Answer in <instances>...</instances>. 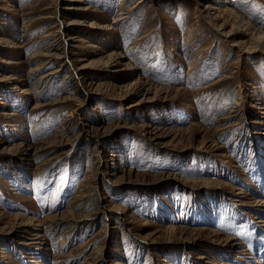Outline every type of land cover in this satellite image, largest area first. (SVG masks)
<instances>
[{
  "label": "rangeland",
  "instance_id": "1",
  "mask_svg": "<svg viewBox=\"0 0 264 264\" xmlns=\"http://www.w3.org/2000/svg\"><path fill=\"white\" fill-rule=\"evenodd\" d=\"M80 1L0 0V264H264V0Z\"/></svg>",
  "mask_w": 264,
  "mask_h": 264
},
{
  "label": "bare ground",
  "instance_id": "2",
  "mask_svg": "<svg viewBox=\"0 0 264 264\" xmlns=\"http://www.w3.org/2000/svg\"><path fill=\"white\" fill-rule=\"evenodd\" d=\"M123 1H125V0H123ZM77 2H82V1H80V0H77ZM89 8H90V6H84V7H77V8H75V10L77 11V16H78V18H85L86 16H87V14L86 13H83V12H86V11H88L89 10ZM74 9V8H73ZM211 9H213V7L212 6H210V5H207V6H205V8H204V10L206 11V10H211ZM218 10V12H220V11H222L220 8H218L217 9ZM127 14H128V12H127ZM48 18H51V16H49ZM127 17L126 16H118L114 21H113V23H119V22H122V21H124L125 19H126ZM46 18H41L39 21H36V22H38V24L39 23H43V20H45ZM49 21V20H48ZM77 21L78 20H70L69 21V23L67 24V25H65V26H69V25H77V24H80V23H77ZM58 25H60L59 27H58V29L56 30V32H57V34H56V36H58L59 35V38L58 39H60L63 35V33H66L67 32V29H65V26H63V24H58ZM87 27H90L89 25L87 26ZM55 35V34H54ZM47 36H50V35H46V36H44V37H46L47 38ZM75 40L76 41H81V39H79L78 37H75V36H68V38H67V40H66V43L62 46V50L64 51L66 48H67V46H68V44H67V42H69V43H71V42H75ZM1 44H4V43H2V42H0V46H1ZM58 45H52V47L51 48H56ZM48 52V51H47ZM76 55H78L77 53H71V55H70V59H71V61H73L72 60V58H76L77 56ZM44 56H46V55H44ZM36 57H38V56H32L31 57V59H33V58H36ZM52 58V57H51ZM56 60L57 59H61V57L59 58V57H57V58H55ZM79 61V58L77 59V61L76 62H78ZM0 63L1 64H4V65H8V66H10V65H12L13 63H11V62H4V60H1L0 61ZM45 65L46 64H50V63H48V62H46V63H44ZM44 64H43V66H44ZM14 65H17V63L15 64L14 63ZM86 68H89V67H78V70H83V69H86ZM190 69H191V67H190ZM35 70H37V69H35ZM59 71H60V69H57V70H54V71H52V72H49L48 74H46V75H43V76H41L40 78H42L43 80H45L46 81V79L49 77V76H54V75H56L57 73H59ZM84 73V72H83ZM37 82H39V81H37ZM36 82V83H37ZM140 84H142L141 82H140ZM25 94H27V93H25ZM240 102H241V99H240V97L237 95V99H235V101H234V103H233V107L235 108V109H237V108H239L240 107ZM133 106H136V104H133ZM74 113V111L72 112V113H69L68 115H66L65 117H66V119H67V124L66 125H69L70 126V124H72V114ZM232 113H234V111L232 110L231 112H230V114H232ZM64 122H65V120H64ZM258 125H262V123H260V124H258ZM226 128H228V127H225V129ZM264 136V135H263ZM28 149H25L24 150V155H25V157H29L30 155H28V151H27ZM14 175V174H13ZM12 175V176H13ZM22 178H20V176L19 175H15L14 177H13V180L17 183V182H22V180H21ZM19 187L20 188H23V186H22V184H20L19 185ZM239 194H237V196H238ZM37 226V225H36ZM32 228H33V226H32ZM33 229H35L36 230V232L37 233H39V228H33ZM41 236H39V235H37V237H36V239H38V238H40ZM63 242H64V240H61L60 241V245L59 246H61L62 244H63ZM241 254V253H240ZM243 255V254H242ZM257 264V263H256ZM259 264V263H258Z\"/></svg>",
  "mask_w": 264,
  "mask_h": 264
}]
</instances>
